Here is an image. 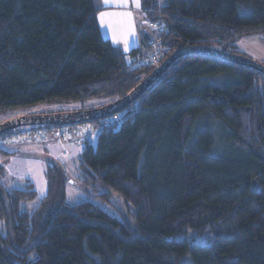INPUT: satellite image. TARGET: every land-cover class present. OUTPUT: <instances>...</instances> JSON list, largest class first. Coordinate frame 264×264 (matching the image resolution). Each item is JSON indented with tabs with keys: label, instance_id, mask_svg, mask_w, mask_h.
<instances>
[{
	"label": "trees",
	"instance_id": "trees-1",
	"mask_svg": "<svg viewBox=\"0 0 264 264\" xmlns=\"http://www.w3.org/2000/svg\"><path fill=\"white\" fill-rule=\"evenodd\" d=\"M96 1L0 0V113L105 106L176 51L248 58L236 44L264 33V0H141L165 27L158 62L141 64L151 41L129 54L114 47ZM113 117L78 145L71 179L97 203L69 204L56 167L32 212L33 184L0 194V264H264V74L186 55Z\"/></svg>",
	"mask_w": 264,
	"mask_h": 264
},
{
	"label": "rangeland",
	"instance_id": "rangeland-1",
	"mask_svg": "<svg viewBox=\"0 0 264 264\" xmlns=\"http://www.w3.org/2000/svg\"><path fill=\"white\" fill-rule=\"evenodd\" d=\"M158 2L161 5L167 4V0H158ZM146 25L150 27V25ZM236 47V50L247 56L248 59L251 58L253 61L264 65V33L259 35L252 34L249 37L243 38L236 44ZM222 81L221 77L212 79L214 84H221ZM104 103V101L100 100H91L85 105L79 103H62L18 109L0 113V123L26 114H50L96 109L104 106ZM101 121H108V119ZM28 128L31 127L22 129ZM81 140L82 139L78 141L81 142ZM24 141L12 139L3 140V137H0V148L9 152L8 155L0 154V165L3 169L0 174V194L13 189H24L28 184H33L38 193V197L33 201L23 204L28 211L32 212L39 206L41 199L46 194V173L50 167H56L62 187L66 193V200L69 204H76L83 201H93L97 203L96 198L83 191L81 187L75 183L76 181L74 178H76L77 175L78 159L81 152V147L78 146L79 143L76 145L66 140H53L52 138H49L47 143L42 144ZM12 144H16L17 147H14ZM72 178L75 182L71 180ZM66 179L68 180L66 181ZM113 202L121 207L116 198L113 199ZM107 211L114 215H118L113 208H107ZM186 237L191 240L195 238L199 239V235L194 232H187ZM179 264H192V262L189 257H186L182 259Z\"/></svg>",
	"mask_w": 264,
	"mask_h": 264
},
{
	"label": "water",
	"instance_id": "water-1",
	"mask_svg": "<svg viewBox=\"0 0 264 264\" xmlns=\"http://www.w3.org/2000/svg\"><path fill=\"white\" fill-rule=\"evenodd\" d=\"M200 54L222 59L229 63L245 66L264 74V65L248 58L235 56L210 48L179 50L170 55L159 67L145 77L128 95L103 107L90 110L66 111L50 114H26L0 123V137L26 127H64L92 123L108 118L125 110L138 100L179 58Z\"/></svg>",
	"mask_w": 264,
	"mask_h": 264
},
{
	"label": "crops",
	"instance_id": "crops-1",
	"mask_svg": "<svg viewBox=\"0 0 264 264\" xmlns=\"http://www.w3.org/2000/svg\"><path fill=\"white\" fill-rule=\"evenodd\" d=\"M96 5L100 9L97 21L102 37L124 54L140 48L143 40L153 41L158 36L156 30L146 25L141 0H97Z\"/></svg>",
	"mask_w": 264,
	"mask_h": 264
},
{
	"label": "built area",
	"instance_id": "built-area-1",
	"mask_svg": "<svg viewBox=\"0 0 264 264\" xmlns=\"http://www.w3.org/2000/svg\"><path fill=\"white\" fill-rule=\"evenodd\" d=\"M146 24L150 25V27L157 31V33H161L164 31V25L158 22H154L148 18H146ZM159 41L157 39L151 41L150 46L153 51H151L145 58H140L137 62L156 64L158 62V51ZM114 118V117H113ZM109 118L108 121H99L98 123H89V124H80L74 126H64V127H52V128H28L21 129L15 132H12L3 137V140H21L24 142H39L44 143L49 138L56 140H66L73 141L75 143L83 144L89 142L95 136H98L99 133L103 132L105 128H107L111 122L116 121L115 117ZM107 120V119H104ZM81 140L79 142L78 140Z\"/></svg>",
	"mask_w": 264,
	"mask_h": 264
},
{
	"label": "bare ground",
	"instance_id": "bare-ground-1",
	"mask_svg": "<svg viewBox=\"0 0 264 264\" xmlns=\"http://www.w3.org/2000/svg\"><path fill=\"white\" fill-rule=\"evenodd\" d=\"M114 116V115H113ZM113 116H111V117H113ZM110 117H108V118H106V119H109ZM105 118H103V120H104ZM102 120V119H101ZM96 122V121H95ZM92 123H94V122H92ZM91 123V124H92ZM85 124H89V123H85ZM80 125V124H79ZM74 126V125H73ZM31 128H33V127H31ZM40 128H52V127H35L34 129H40ZM22 129V128H21ZM21 129H19V130H21ZM18 131V130H17Z\"/></svg>",
	"mask_w": 264,
	"mask_h": 264
}]
</instances>
